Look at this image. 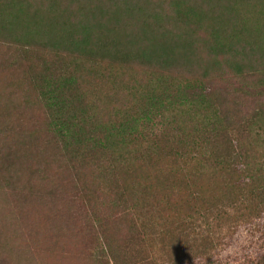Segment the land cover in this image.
<instances>
[{
  "label": "trees",
  "instance_id": "trees-1",
  "mask_svg": "<svg viewBox=\"0 0 264 264\" xmlns=\"http://www.w3.org/2000/svg\"><path fill=\"white\" fill-rule=\"evenodd\" d=\"M261 131L264 0H0V264H187Z\"/></svg>",
  "mask_w": 264,
  "mask_h": 264
},
{
  "label": "rangeland",
  "instance_id": "rangeland-1",
  "mask_svg": "<svg viewBox=\"0 0 264 264\" xmlns=\"http://www.w3.org/2000/svg\"><path fill=\"white\" fill-rule=\"evenodd\" d=\"M154 119L153 129L148 127V131L159 134L166 123L162 122L165 121L162 116ZM256 132L257 128H254L252 135L245 137L244 145L249 142L251 144L254 143V137L259 138L255 135ZM262 137H264V132L262 133L261 131L260 138ZM169 139L173 140V137L170 136ZM143 142L138 141L133 149L135 150L136 148V151L141 149L140 153L145 156L144 149L146 147L151 148L153 152V142L144 143L145 147L142 149ZM224 147V144H221L218 150L214 147L212 148L228 161V156L223 154L224 151L227 153V148ZM210 152L211 150L208 152L210 155L215 156ZM257 157V161L263 163L264 148H260ZM207 166L208 164L201 160L200 169L206 170ZM234 198L235 201L230 199L217 210L207 213L201 210V214L193 215L187 220V224L188 222L189 224L183 227V229L189 231L187 232L188 235L186 233L187 239L185 240L190 245H192L193 237L199 241L197 242L198 246H195L199 249L197 253L192 246V251H189L188 247L185 248V253L188 252L187 257L189 259L187 264H261V257L264 252V208L258 202L249 203L238 196ZM218 213L220 218L216 217ZM156 216L159 222L164 220L157 213ZM160 227L159 223L156 226L157 230ZM155 235L152 234V237ZM148 260L155 263V256L150 255Z\"/></svg>",
  "mask_w": 264,
  "mask_h": 264
}]
</instances>
